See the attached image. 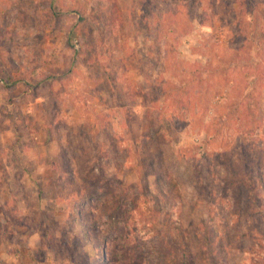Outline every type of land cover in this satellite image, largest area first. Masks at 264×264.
Wrapping results in <instances>:
<instances>
[{
    "label": "rangeland",
    "instance_id": "rangeland-1",
    "mask_svg": "<svg viewBox=\"0 0 264 264\" xmlns=\"http://www.w3.org/2000/svg\"><path fill=\"white\" fill-rule=\"evenodd\" d=\"M258 1L0 0V264H264Z\"/></svg>",
    "mask_w": 264,
    "mask_h": 264
},
{
    "label": "trees",
    "instance_id": "trees-1",
    "mask_svg": "<svg viewBox=\"0 0 264 264\" xmlns=\"http://www.w3.org/2000/svg\"><path fill=\"white\" fill-rule=\"evenodd\" d=\"M159 1V8L161 9V13L163 15H167V14H171L174 12V15L177 14L179 12V8H180V2L179 4L176 5V1L177 0H158ZM183 1V0H182ZM195 2V4L193 5V9H196L198 11L192 10L191 15L190 13H188V17L190 16V18L193 17L194 13L193 12H200V17L202 19L205 18V10L206 12H208L210 14V17H219L220 16V10H222V6H221V2H226V4H229L231 6V8H229V11L226 12L225 14H228L233 21V26L232 29H237L233 32H237L236 34L238 35H242L244 34V36H247L248 33H246L243 30H247L246 28L250 29V26H253L254 24L252 23V19L247 20V16L250 17H255L256 11L258 10V0H207V3H204L202 0H192ZM200 2L201 5L197 6L196 4ZM183 3V2H182ZM202 12H201V11ZM180 14V13H179ZM181 15V14H180ZM179 15V16H180ZM182 16V15H181ZM183 18L181 17V20ZM189 19L183 20L184 24H186L185 27H187V22ZM255 23V22H254ZM246 27V28H245ZM254 27V26H253ZM184 34L186 33L185 31H183ZM252 36V35H251ZM217 45V44H216ZM218 47H220L219 45H217ZM165 47V50H164ZM163 49V50H162ZM161 56L163 58V68L166 72L169 71V69H177L178 67H176V65L180 66L178 64V62L175 59V48H174V44H171L169 41L164 43V46L161 47ZM219 55V54H217ZM217 60V59H216ZM220 62V61H219ZM225 63H223L221 66H224ZM199 70H202L201 68ZM187 74L188 72L186 71H182L180 77H183L181 79V82L179 83H184L185 81H187ZM168 84V89L166 90H162V94L161 96L165 97L164 101L168 102L170 105L171 104V94H173V88L175 87L177 90V88L181 89V87H177L176 83L171 82L170 80H168L167 82ZM185 84H183L184 86ZM172 88V89H171ZM186 89V87L184 88V90ZM152 107L148 108L147 112H150V110L152 111ZM163 110V109H161ZM148 114V113H147ZM160 115V114H159ZM248 185H250V190H252V193H250L249 198H250V204L251 206H256L259 209H263L264 208V201L260 200L261 199V194L256 193V191L258 189L263 190V179L262 177H258L257 180L251 183H248ZM250 214V213H249ZM261 219V218H260ZM262 220H264V218L262 217ZM246 222V220H245ZM257 228V226L255 227ZM135 264H139V263H135Z\"/></svg>",
    "mask_w": 264,
    "mask_h": 264
}]
</instances>
